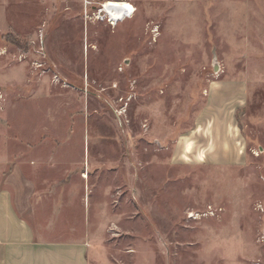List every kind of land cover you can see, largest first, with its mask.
<instances>
[{
  "label": "rangeland",
  "instance_id": "rangeland-1",
  "mask_svg": "<svg viewBox=\"0 0 264 264\" xmlns=\"http://www.w3.org/2000/svg\"><path fill=\"white\" fill-rule=\"evenodd\" d=\"M106 1L0 0V187L92 264H264V0Z\"/></svg>",
  "mask_w": 264,
  "mask_h": 264
},
{
  "label": "crops",
  "instance_id": "crops-1",
  "mask_svg": "<svg viewBox=\"0 0 264 264\" xmlns=\"http://www.w3.org/2000/svg\"><path fill=\"white\" fill-rule=\"evenodd\" d=\"M21 204L18 191L0 187V264H92L88 242L46 238L23 216Z\"/></svg>",
  "mask_w": 264,
  "mask_h": 264
},
{
  "label": "bare ground",
  "instance_id": "bare-ground-1",
  "mask_svg": "<svg viewBox=\"0 0 264 264\" xmlns=\"http://www.w3.org/2000/svg\"><path fill=\"white\" fill-rule=\"evenodd\" d=\"M126 4H128L126 0H107L105 2V10L111 15V19L114 23L113 25H116L119 20L125 19L124 16L127 12L123 5Z\"/></svg>",
  "mask_w": 264,
  "mask_h": 264
},
{
  "label": "built area",
  "instance_id": "built-area-1",
  "mask_svg": "<svg viewBox=\"0 0 264 264\" xmlns=\"http://www.w3.org/2000/svg\"><path fill=\"white\" fill-rule=\"evenodd\" d=\"M126 1H128V4L123 5L125 11L127 12L125 14L124 18H130V17H132L134 15V13L136 11V6L131 1H129V0H126ZM103 8H105V7H103ZM107 17L109 18L108 20L110 21V23L114 24L113 21H112V19H111V15L108 12H107ZM117 22H118V20H117Z\"/></svg>",
  "mask_w": 264,
  "mask_h": 264
}]
</instances>
